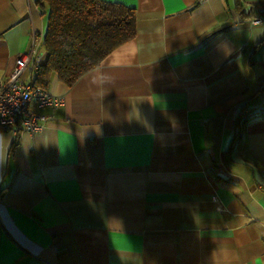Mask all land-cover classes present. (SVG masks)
<instances>
[{
    "label": "crops",
    "instance_id": "obj_1",
    "mask_svg": "<svg viewBox=\"0 0 264 264\" xmlns=\"http://www.w3.org/2000/svg\"><path fill=\"white\" fill-rule=\"evenodd\" d=\"M102 1L135 37L54 75L39 132L0 123V264H264V0ZM46 19L0 0V81Z\"/></svg>",
    "mask_w": 264,
    "mask_h": 264
},
{
    "label": "trees",
    "instance_id": "obj_2",
    "mask_svg": "<svg viewBox=\"0 0 264 264\" xmlns=\"http://www.w3.org/2000/svg\"><path fill=\"white\" fill-rule=\"evenodd\" d=\"M35 3L47 18L42 40L47 60L36 71L32 80L35 87L47 89L54 75L62 84L73 86L136 34L135 12L121 4L102 0H35ZM236 7L241 11L237 0ZM247 118L242 117L240 125Z\"/></svg>",
    "mask_w": 264,
    "mask_h": 264
},
{
    "label": "built area",
    "instance_id": "obj_3",
    "mask_svg": "<svg viewBox=\"0 0 264 264\" xmlns=\"http://www.w3.org/2000/svg\"><path fill=\"white\" fill-rule=\"evenodd\" d=\"M254 23H264V16L253 19ZM36 47L19 56L7 79L0 81V123L11 127L15 136L20 131L39 132L48 117L40 112L60 103L57 97L46 89L35 87L32 80L22 81L25 69L35 62Z\"/></svg>",
    "mask_w": 264,
    "mask_h": 264
},
{
    "label": "clouds",
    "instance_id": "obj_4",
    "mask_svg": "<svg viewBox=\"0 0 264 264\" xmlns=\"http://www.w3.org/2000/svg\"><path fill=\"white\" fill-rule=\"evenodd\" d=\"M225 52H229L230 49H228L226 46L224 48ZM3 136H0V140H3ZM7 160V154L6 153H2L0 154V165L4 164Z\"/></svg>",
    "mask_w": 264,
    "mask_h": 264
}]
</instances>
